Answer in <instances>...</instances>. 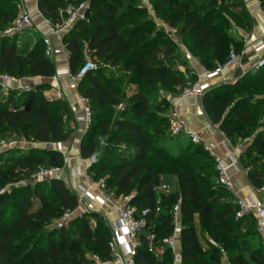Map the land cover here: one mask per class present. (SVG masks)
<instances>
[{
    "label": "trees",
    "instance_id": "16d2710c",
    "mask_svg": "<svg viewBox=\"0 0 264 264\" xmlns=\"http://www.w3.org/2000/svg\"><path fill=\"white\" fill-rule=\"evenodd\" d=\"M83 1L89 2L87 19L77 21L62 38L69 53L72 74L77 73L84 63L83 46L87 44L95 60L123 62L125 71L134 72L135 84L159 83L163 87H181L182 93L187 81L171 68L176 57L175 47L167 37L163 39L161 30H155L154 21H144L130 30L121 31L122 24L126 26L130 23L124 22L126 12L118 13L115 0H38V9L54 24H61L67 17L64 12L66 7ZM229 1L210 0V7L225 14L232 11ZM153 2L157 18L180 35L192 34V51H201L199 58L202 63H207L210 70H216L228 61L231 46L240 54L242 43L233 40L223 30L222 19L209 22L212 13L208 6L181 0ZM10 3L11 0H0V29L15 20L17 7ZM239 17L242 14L233 12V19ZM17 38L18 35L12 38L3 34L0 36V76L20 80L55 76L57 68L54 59L46 54L44 40L38 39L32 49H24L17 46ZM258 70L259 74L264 73V67ZM96 71L81 80L79 90L82 97L89 99L91 108L104 109L120 104L125 95L114 87L117 80L105 76L103 68ZM224 87L208 91L205 111L232 143L241 137L236 130L238 125L247 127L251 133L256 131L252 145L241 154L240 159L244 166L243 161L248 155L245 166L248 168V180L255 189H263L264 130L257 129L264 117V100L259 104L262 114L257 116L258 112L243 107V103L249 102L255 93L250 89V82L231 87L229 91H225ZM246 88V96H236ZM18 93L21 95L18 101L13 100L12 90L0 97V131L21 134L25 139L44 144L69 139L72 131L68 123L76 122V117L66 100L47 98L43 88ZM128 101V114L113 123L92 111L90 130L83 137L80 156L87 161L94 159L88 167L94 181L104 180L107 189L116 198L132 196L129 206L136 210H155L158 198H161V211L158 214L153 211L149 215V224L139 235L135 264H174V252L166 247V241L175 233L173 208L177 203H180L182 224L181 264H223L220 247L226 250L230 264H264V241L258 232L257 221L254 215L237 218V199L231 190L218 182L210 151L197 144L213 163L211 169L214 173L208 177L200 173L202 166L196 167L193 153L175 157L166 152L153 158L158 149L154 150L146 127L155 124L156 115L149 96L142 90H136ZM155 131L160 133V126L156 125ZM96 133L105 139L111 151H115L116 159L109 158L111 156L102 145L92 140ZM245 137L251 138L252 134ZM11 153L9 149L0 152V159H4L0 166V264H92L93 256L102 262L112 260L110 243L113 230L97 212L77 213L68 222L81 228L82 236H73L65 228L68 224L57 230H47V226L60 220L65 212L77 211L79 207L76 192L62 178L40 180L34 186H14L31 180L41 167L64 166L63 155L42 148L22 151L17 157ZM168 176L177 178L178 190L158 194V187L165 183L164 178ZM9 186L14 187L9 190ZM222 191L225 195L217 194ZM9 195L17 199L11 211V220L8 218L10 206L1 208ZM196 216L201 230L220 247L213 244L206 249L202 247L195 226ZM92 221L96 222L94 227ZM149 233L154 234L153 240L147 238ZM160 248L165 250L162 256L157 257L153 249Z\"/></svg>",
    "mask_w": 264,
    "mask_h": 264
},
{
    "label": "crops",
    "instance_id": "0c3cea01",
    "mask_svg": "<svg viewBox=\"0 0 264 264\" xmlns=\"http://www.w3.org/2000/svg\"><path fill=\"white\" fill-rule=\"evenodd\" d=\"M22 2L27 7L28 5H31L30 8L33 9L32 11L36 14V18L38 19V21H40V24H38V27L34 26L35 28L30 29L25 34L19 35L16 40L17 46L19 48L32 49L38 39H41L39 35L49 37L53 44L54 54L52 57L54 58L57 72L69 69V53L66 51L62 39H59L53 33V26H51L50 23L51 21L45 18L39 11L38 0H22ZM229 5L233 12L242 14V17L233 19L235 23V35L233 36V40L242 43V50L240 51L241 58L237 66L225 67L223 71L214 78H208L207 73L213 70L205 68L200 58L199 61H195L194 69L199 72V84L206 82L211 83L212 87L209 90L215 87L219 88L221 86H225L229 82L239 79L249 72L258 70L254 67V64L258 59L259 54L254 51L251 45L257 40L264 38V13L262 7L263 0H230ZM151 8L152 11L155 12L154 7L151 6ZM160 21L162 22V20ZM164 25L166 26V24ZM232 48L234 47L231 46V49ZM26 84H47L49 87L47 90H44V95L52 100H66L74 112L76 122L68 123V128L72 131V134L67 141L48 144L34 142V145L31 146V148H42L48 151H57L63 155L64 159L68 158L67 165L63 173L59 177L65 181L70 189L76 192L79 200L85 190L92 191L91 187L96 184V181H94L93 178L86 179L82 175L83 170L85 168H88L91 162L83 160L80 156L82 140L88 127L85 122L84 102L79 90V84L72 77L68 76H63L62 79L58 81L53 80L52 77L21 79L19 80V83L12 84L14 101H18L21 96L20 93H18L20 92L19 90H17L18 87ZM208 91L204 94V96L200 97H178L176 101H174V112L179 114L180 119L184 123V126L188 132L196 133L202 138L203 142L201 143V145L206 150H213L218 156L223 159L226 164H230V160L228 157L230 150H236L239 156H241L243 152V149H241L242 144L239 143L238 145H235L231 142L230 145H227L228 139L226 138L224 133L221 132L219 126L213 124L210 117L207 115L204 104L208 99ZM58 93H61V98H57ZM184 137L188 138L187 136ZM0 161H2L0 162L2 165L4 163V159H0ZM230 172L234 181V188L231 191V194L234 196L235 200L239 197L244 199L264 197V191L262 189H255L251 182L248 180L247 171L244 168L241 159L240 168H231ZM164 181L169 185V182H172V184L176 185V188L171 189V192L178 190L177 178L175 176L165 177ZM122 199H124V197H115L110 202L101 203L96 199L85 198L81 204L79 203L77 213H83L86 211L97 212L108 221L110 227L112 228L113 224L119 218V207L121 205L129 206L130 200L129 202H124L125 200L123 201ZM175 218L176 229L174 233V249L177 253L181 254V217L178 215ZM195 226L200 238V243L202 247L206 249L209 245L210 239H208V242L206 240H203V238L201 237L200 233L202 232V230L199 225L198 216H196L195 218ZM260 236L264 241V234H260ZM147 238L149 240H153L154 234L149 233L147 235ZM153 251L157 257H160L163 254L160 249H153ZM122 255L123 251L122 249H120L118 250V254H113L112 260L107 262L101 261L102 263L100 264H124ZM174 264H181V261H174Z\"/></svg>",
    "mask_w": 264,
    "mask_h": 264
},
{
    "label": "rangeland",
    "instance_id": "374dc122",
    "mask_svg": "<svg viewBox=\"0 0 264 264\" xmlns=\"http://www.w3.org/2000/svg\"><path fill=\"white\" fill-rule=\"evenodd\" d=\"M118 4L117 9L118 13L126 12V16L124 17V22H129V25L120 27L121 31L130 30L134 26L144 22V21H154L156 23L155 30H161L163 39L168 38L170 40V44H172L175 47V61L171 63V68L177 71L179 75L184 78V80L187 81L186 87H194L199 85V72H197L194 69L195 61H199V56L201 54V51L199 50L192 51V48L194 46V42L192 39L191 33H184L180 35L176 30L170 28L169 26H165L164 22L160 21L159 18L156 19V13L152 11V7H154L153 0H115ZM181 1H188L193 2L194 5H205L208 6L211 10L212 15L209 17V22L213 23L214 19L221 18L224 23H222V28L227 32L229 36H231L232 39H234V29H235V23L232 18L233 11H230L228 13H222L221 11H217L211 6L210 0H181ZM17 7V10L15 12V18L19 15L20 11L23 9L29 10L32 13L33 18V25L32 27L25 30L24 33L28 32L30 29L38 27V24H40V21L36 18V14L32 11L33 9L30 8L31 5L25 6L23 4L22 0H11V3ZM214 12V13H213ZM49 20V19H48ZM51 21V20H50ZM51 26H55L52 21L50 22ZM11 25L5 26L0 31V36L3 34V32L8 29ZM35 26V27H34ZM21 34V35H22ZM153 34L150 35L152 37ZM41 39L44 40L46 36L39 35ZM44 42V41H43ZM137 46V45H136ZM235 51V47L233 48ZM83 52H84V59L83 62H85L88 58H92L90 55V51L88 49L87 44H84L83 46ZM133 56V54H131ZM52 59H54L52 57ZM94 59V58H92ZM207 59L210 60V57L207 56ZM97 63L98 68L104 69V75L105 76H112L117 81L114 84V87L118 88L121 92V95H125V97L121 100L120 104L118 105H110L106 108H96L92 107V111L96 115H103V118L107 121H110L113 123L117 118L123 117L128 114L129 112V101L128 98L136 92V90H142L146 96H149L150 103L152 106V111L156 115V121L155 124H153L150 127H146V130L149 132L151 139L153 140V148L154 150L158 149L157 153H153L152 157L155 158L157 154L163 156L166 152H169L172 156H179L182 153L188 154L193 153L195 155L194 162L196 163V167L202 166L203 170L200 171V173L204 177H208L209 175H212L214 173V170L211 169L213 166V163L211 159L208 157V155L198 148L197 144H194L191 142L189 138H185L184 135L180 136H173L170 133V119L171 114L175 111L174 110V101L178 97L181 96V87H172L167 86L163 87L159 83H148V84H140L137 85L134 83V72L132 70L125 71L123 69V62H109L104 63L100 62L98 60H95ZM204 67L208 69L207 63H203ZM256 71V72H255ZM253 72L247 73V75L240 77L239 79H236L234 81L229 82L227 85H225L224 90L229 91L233 87L241 86L243 83L250 82V89L254 90V94H252V97L249 102L243 103V107L246 109H250L252 111H256V115L262 114V108L260 107L261 100H264V73H258L259 70H255ZM97 72V71H95ZM76 73L73 74L75 76ZM78 84L81 83L80 81H76ZM48 85H32V88L35 90H40V88H43L44 90L48 89ZM232 87V88H231ZM246 89H241L236 96H246L247 95ZM7 92L3 89L2 84L0 85V97L6 95ZM204 96V94L202 95ZM249 100V99H248ZM0 103H2L0 99ZM234 119H236V115H233ZM160 126V133L157 134V131H155V126ZM238 134L241 136L235 140L233 144L238 145L239 143L242 144V148L244 153L249 146L252 145L253 136L256 134V131L254 133H251V130L247 127L241 128L239 125L236 127ZM90 130L89 127L87 128V131ZM264 130V117H262L259 121V128L257 131ZM72 133V132H71ZM247 134H252L251 138H246L245 136ZM184 137V138H183ZM93 141H96L100 143L103 147V149L106 150L107 154L111 157L116 159V154L111 151L105 142V139L102 138L99 134L96 133L95 136L92 137ZM0 141H6L7 144L10 145L9 150L12 151V156H17L18 153H21L22 151L29 150L31 146H33L34 142L30 139H25L23 135L12 133L10 131H0ZM164 150V151H163ZM248 158V155L246 156ZM244 159V168L247 165V160ZM2 162V161H0ZM1 166V163H0ZM246 171H248V168H245ZM40 180H36L32 178L31 180H25L22 181L16 185L15 187L23 186L26 184H31L32 186L36 185ZM171 189L176 188V185L172 184V182H169ZM14 186H9V190L12 189ZM112 193V192H111ZM217 194H223L225 195V192H218ZM132 197V196H131ZM131 197H124L122 199L124 202L130 200ZM229 199V197H228ZM17 200V199H16ZM15 199H12L11 195L6 197V200L1 208H6V206H10L11 210L8 213L9 220L12 219V208L15 207ZM96 225L95 223H92V227ZM67 230H69L73 236L77 237L79 235L82 236V229L77 227L75 224H68L65 227ZM59 229L57 226V222H53L52 224L47 226V230H57ZM203 240L208 241L210 239L209 244H212V241L215 242L211 237L209 238L206 233L203 231L200 233ZM217 244V243H216ZM153 246V245H152ZM207 246V245H206ZM208 247V246H207ZM165 248L162 249V253H164ZM93 256V255H91ZM92 264H100L102 263L101 260L98 257H91Z\"/></svg>",
    "mask_w": 264,
    "mask_h": 264
},
{
    "label": "built area",
    "instance_id": "2783aa9c",
    "mask_svg": "<svg viewBox=\"0 0 264 264\" xmlns=\"http://www.w3.org/2000/svg\"><path fill=\"white\" fill-rule=\"evenodd\" d=\"M89 7L88 1H83L80 4H70L66 7L64 12L67 17L61 24H56L53 26V33L59 38L62 39L64 34L77 22L80 20L87 19V9ZM263 13H264V3H263ZM33 18L30 11L23 9L20 11L19 15L15 18L11 26L3 32L4 36L15 37L19 36L25 32L28 28L32 27ZM44 43L47 46L46 54L50 57L54 54L53 44L49 37L44 39ZM254 51L259 54L258 59L255 61L254 67L260 69L264 67V38L257 40L251 45ZM241 54L236 52L233 48L228 61L224 65H219L216 70L210 71L207 73L208 78H214L219 75L223 69L227 66H237L239 64ZM98 69L95 59L88 58L82 66L77 71L76 75L73 76L70 69H65L58 71L55 76L52 77L53 80H60L63 76L72 77L75 81L82 80L90 72L96 71ZM20 79H15L10 76L4 75L0 76V85L2 84L3 89L7 94L12 90V84L19 83ZM212 84L209 82L199 84L194 87H186L183 89L181 96H195L200 97L205 94ZM32 85L26 84L18 87L17 90L20 92L31 91ZM57 98H61V93L57 94ZM84 102V115L85 122L87 127H89L92 121V109L90 106V101L87 98L82 99ZM170 133L173 136L184 135L187 136L191 141L196 144H201L203 142L202 138L196 134L188 132L184 126V123L180 119L178 113L173 112L170 119ZM230 141L227 140V145H230ZM10 148V145L6 141H0V152L6 151ZM210 154L213 157L215 168L218 173V182L229 190H233L234 181L230 172L231 168H240V156L236 150L231 149L229 152L230 164H226L223 159L218 156L213 150H210ZM93 162L94 159L89 160ZM68 162V158L65 159V164L62 167L55 166L50 168L41 167L40 170L33 176L36 180H50L61 176ZM82 175L86 179H92L91 173L88 171V168L83 170ZM91 190H85L83 195L79 198V203L81 204L85 198H92L100 201L101 203H107L112 201L115 197L111 193L104 182V180L96 181V184L91 187ZM264 191V188L262 189ZM171 192V186L167 183H163L157 189V193H169ZM94 194V195H93ZM161 198H158L157 207L155 210L152 208H144L141 211L136 210V208L121 205L119 207V218L113 224V240L110 243V249L113 254H118V250L122 249L123 251V262L124 264H135V256L138 252V247L140 245L139 235L140 233L148 226L149 215L154 211L159 213ZM238 212L237 218H242L247 215H254L257 221V229L260 234H264V197L257 198H248L244 199L239 197L237 199ZM180 212V203H177L173 208V213L176 216ZM77 214V211H67L63 214L62 218L57 221L58 228H62L68 224V222ZM92 223H95L92 221ZM212 244L220 247L218 244L212 241ZM166 247L171 248L174 252L175 261H181V254L177 253L174 249L175 247V236L173 235L166 241ZM163 248H160L162 251ZM220 252L222 255V263L230 264L227 252L224 248L220 247Z\"/></svg>",
    "mask_w": 264,
    "mask_h": 264
}]
</instances>
